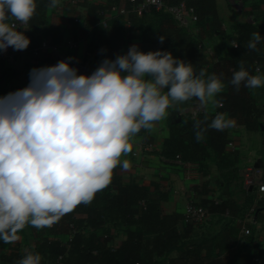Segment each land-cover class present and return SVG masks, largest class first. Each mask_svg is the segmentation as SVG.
<instances>
[{"label": "trees", "instance_id": "trees-1", "mask_svg": "<svg viewBox=\"0 0 264 264\" xmlns=\"http://www.w3.org/2000/svg\"><path fill=\"white\" fill-rule=\"evenodd\" d=\"M121 1L107 0L108 5H85L83 2L77 8L67 2L75 11L81 6L87 8L89 19L80 30L83 34L88 32L93 23L102 19L100 12L110 5L126 6L124 14H115L108 20V29L104 31L107 37L94 46L97 61L93 66L99 67L105 58L114 60L117 57L116 51L128 52L132 45H137L145 53L157 50L171 52L175 58L192 64L195 74L198 75L204 69L205 79L213 74L221 79L224 87L218 94L221 104L218 113L226 114L235 124L244 126L248 131L264 132V122L261 120L264 105L259 101L257 88L241 85L237 91L230 83L233 72L240 70L241 62L250 75L264 77V24L241 21L226 31L216 0H165L169 7L185 2L187 9L193 11L200 31L199 35L193 37L165 11H154L147 16L155 18L144 21L142 19L146 16L139 18L133 12V3ZM35 3V13L22 32L30 40L25 49L27 51L39 47L42 38L51 37L52 42L56 43L60 34L58 29L46 26V11L51 0H35ZM253 33H259L262 37V42L257 45L258 51L246 48ZM203 35L209 39H220L230 57L218 62L211 61L204 50L198 47ZM160 36L166 37L163 43L159 42ZM126 40L130 43L134 40L135 43L128 48ZM234 43L239 47H233ZM102 49L105 51L102 52ZM9 75L11 73L4 60L0 59V82ZM217 114L201 113L195 118L204 121L201 126L207 128ZM193 124L194 118L179 116L177 109H172L164 153L197 164L205 179L212 162L219 165V168L228 167L231 162L226 153L228 132L207 128L204 139L198 142ZM228 154L235 156V152ZM196 190L202 195L198 204L208 210L211 220L217 219L212 225H209L210 221L195 227L184 222V214H166L163 205L168 199L166 191L157 185L150 189L141 184L127 183L116 168L109 186L97 192L90 204H81L51 227L38 230L36 245L29 247L28 251L39 253L41 264H158L157 257L169 256L171 258L167 264H264V246L257 244L255 229L252 228L251 235L246 236L245 242L238 245V230L230 225L232 219L240 216L236 201L226 198L216 202L204 182ZM242 190L245 194L243 185ZM246 196L254 201L257 193ZM254 211L256 220L264 218V196L258 199ZM214 225H220L219 229L214 231ZM205 227L209 231H204ZM120 232L123 238L116 244ZM190 234L195 235L196 242ZM62 235L69 237L67 243L56 239V236ZM28 251L20 247L11 248L9 253L0 255L1 262L15 264Z\"/></svg>", "mask_w": 264, "mask_h": 264}, {"label": "clouds", "instance_id": "clouds-1", "mask_svg": "<svg viewBox=\"0 0 264 264\" xmlns=\"http://www.w3.org/2000/svg\"><path fill=\"white\" fill-rule=\"evenodd\" d=\"M58 2L51 0L50 7ZM35 10V0H0V51L28 48L29 38L6 20L11 16L27 24ZM261 42L253 33L246 48L258 51ZM73 59L31 69L27 87L0 97V241L5 244L17 242L27 225L51 227L77 206L90 204L109 186L114 169H130L121 157L132 152L131 139L165 119L173 102L195 97L201 106L219 104L214 98L224 87L215 74L205 79L206 70L195 74L192 64L171 52L145 53L137 45L114 60L103 59L91 75L79 74L69 63ZM230 83L237 91L241 85L258 88L264 77L250 75L241 62ZM202 123L194 114L198 142L207 128L235 126L223 113L207 128ZM18 264H41V256L28 251Z\"/></svg>", "mask_w": 264, "mask_h": 264}, {"label": "crops", "instance_id": "crops-1", "mask_svg": "<svg viewBox=\"0 0 264 264\" xmlns=\"http://www.w3.org/2000/svg\"><path fill=\"white\" fill-rule=\"evenodd\" d=\"M216 1L222 18L223 29L226 31L232 28L233 23L235 24L241 21L253 24H264V0H232L240 2L243 5L244 13L240 11L238 12V9H235V7H232L227 3L228 9L226 8V15L229 14L231 16L230 23H232V25L228 24L226 21V15L222 11V7H220V3L222 6L223 1ZM121 2H123V0ZM84 4L108 5L109 2H107V0H84ZM191 17L192 15L188 18ZM88 19L89 16L86 7L81 6L75 11L72 7L68 6L67 0H59L55 8L48 7L46 11V26L56 28L60 33L58 36L59 39L56 43L51 41L52 44H55L58 47L56 51L58 56H63L67 60L69 57H73L74 59L70 62L75 59L86 64L97 61V54L96 50H94V46L107 37V35L106 32H104L105 29L99 25V22L95 24L93 23L88 29V32L83 34L80 30L84 27ZM13 20H15V18L9 16L6 23L10 24ZM193 20L192 17L190 25L191 27L194 26V28L188 31V33L193 37H196L200 34V31L196 25V21ZM127 27H129V25H127ZM26 28L21 32L26 30ZM98 34L101 35L98 36ZM74 38L78 40L77 47L74 49L66 47L65 42ZM219 40L220 39L216 38L209 39L203 35V40L201 41L205 48L203 49L205 54L213 62H218L222 58L230 57ZM51 43L42 38L41 46L43 52L38 57H35L32 54V51H17L12 49L10 58L4 61L5 66L10 71L11 75L0 82V97L7 96L13 90L27 87L29 85V73L31 69L57 64V55L52 53V50L49 48L47 49ZM125 43H127L125 44L126 47L129 48L131 44L135 43V41L133 40L132 43H130L126 40ZM162 91L163 93L167 92L166 89H163ZM259 92L261 93L260 95H258ZM218 94H216L214 98L216 101H218ZM257 96L262 105H264V85L257 88ZM196 103H200V101L195 97L180 103L173 102V106L169 107L167 110L168 115L165 119L155 122L154 127L151 130L141 129L140 132L131 139L132 152L127 156L121 157V161L124 159L129 160L131 165L130 169L124 171L120 166L117 168L119 174L127 183L141 184L150 189L157 185L160 189L166 191L168 199L163 204L166 214L179 213L183 215L185 208L190 201L199 203L202 195L197 192L196 188L197 186L203 185V182L207 184L208 189H210L213 199L216 202H221L226 198H233L240 208V216L232 219L230 225L235 226L234 229L238 230V245H241L244 243L246 237L242 235L243 228L252 227L253 230L264 228V218L259 221L256 220V226H251L249 223H245V215L249 211L253 209L255 210L257 202L256 200L253 201L248 198L244 194L241 179L238 177L239 170L247 165H255L264 171V132L248 131L244 126L238 124H235L232 128L225 129L228 132V140H232L235 143V156L228 154L232 152L226 147L227 156L230 157L231 160L228 167L219 168V165L212 162L210 164L208 175L203 179L197 164L185 162L188 166H182L177 164L174 158L169 157L164 153V141L168 137V119L171 115L172 109H177L179 116H185L187 110ZM218 105L219 104H214L212 101H209L206 106H202L201 113L217 114L220 110ZM225 116L228 118L226 114ZM261 120L264 122V116ZM134 153L137 155H134ZM187 169H190L191 174L187 175V173L184 172ZM215 183L219 186L218 188ZM214 189L217 191V194L220 192V194H218L220 195L219 198L213 191ZM255 217L254 211V218ZM227 220L229 221V219H226V221ZM215 221H217V219L212 218L209 225L214 224ZM222 222H225V220ZM219 226L220 225H214V231L215 229H219ZM207 228L208 227H205L204 231H206ZM37 231L36 228L27 225L22 231L18 232L19 240L17 242L5 244L0 241V255L9 253V250L15 247H20L24 251H28L29 247L36 245ZM191 236L192 240H194L195 235L190 234V237ZM122 238L123 233L120 232L116 237L115 243H119ZM56 239L63 243L69 241V237L65 235L56 236ZM260 240L261 243L258 241L257 244L263 247L264 237L260 238ZM251 247H249L248 250L252 249ZM170 258L171 256L168 258L157 257L156 260L158 261V264H167L168 259Z\"/></svg>", "mask_w": 264, "mask_h": 264}, {"label": "built area", "instance_id": "built-area-1", "mask_svg": "<svg viewBox=\"0 0 264 264\" xmlns=\"http://www.w3.org/2000/svg\"><path fill=\"white\" fill-rule=\"evenodd\" d=\"M134 4L133 7V12L139 17L143 18L152 12L156 11H165L166 13L170 14L173 19L176 21L177 25L180 28H183L187 30L191 25H190V20L196 21V18L194 17L193 11L188 10L186 7V3L182 2L179 5L169 7L167 6L165 0H126ZM67 2L74 8L79 7L81 3L84 2V0H67ZM126 12V6L124 4L122 5H110L107 7L105 10L101 11L100 14L102 15V19L99 21V25L103 29L108 28V20L113 14H118L122 13L124 14ZM190 15H192L191 18ZM9 26L13 27L14 30L21 32L23 29L27 27V24L21 23L20 21H17L16 19L13 20ZM48 42L51 43L52 39L51 37L44 38ZM78 45V41H75L74 39H69L65 42V46L69 48H76ZM236 45V43H234ZM200 49H205L204 45L200 43L198 45ZM52 50V53L56 54V51L58 49L57 45L55 44H50L47 49ZM12 47H9L6 51H0V59H3L4 61L9 59L11 54H12ZM32 54L35 57H38L41 55L43 52V48L40 44L39 47L31 50ZM116 56L118 55H126L127 52L124 50H118L115 52ZM62 60H67L63 56H58L57 55V63ZM70 65L72 67H76L79 70V74H87L91 75L93 71L96 70V67H91L88 64L81 62L78 59H75L74 61L70 62ZM22 89V88H20ZM17 89V90H20ZM17 90H13L12 92H15ZM11 92V93H12ZM219 107L221 104L219 103ZM202 106L200 103H196L194 106H191L190 109L187 110L188 116L194 118L197 117L199 114H201ZM227 147L231 150V152H235V143L231 140L229 141ZM134 155H137L134 153ZM175 162L179 165H186L185 162L181 159L180 156H176L174 158ZM188 166V165H186ZM184 172L187 173V175L191 174L190 169L185 170ZM263 174L264 171L263 169L255 166V165H247L239 170V177L242 181L243 189L245 190V194L248 195L249 193L255 194L257 193L256 197V202L258 199L262 198L264 196V182H263ZM254 191V192H253ZM253 192V193H252ZM184 222L186 224H192L193 226H202L206 225L208 222L211 221V215L208 212V210L202 206H200L198 203H195L194 201H190L184 211ZM227 217V215L225 216ZM245 223H249L251 226H256L257 221L254 218V209L249 211L245 217H244ZM252 233V227H245L242 230V235L243 236H249ZM0 264H2L1 259H0ZM15 264H18L15 263Z\"/></svg>", "mask_w": 264, "mask_h": 264}, {"label": "rangeland", "instance_id": "rangeland-1", "mask_svg": "<svg viewBox=\"0 0 264 264\" xmlns=\"http://www.w3.org/2000/svg\"><path fill=\"white\" fill-rule=\"evenodd\" d=\"M221 2L223 1V5L221 6V3H220V7H222V11L225 13V15H226V13H227V11H226V8H227V3H229L232 7H235V9H238V12L240 11V12H243V5L240 3V2H235V1H232V0H220ZM225 9V10H224ZM228 9V8H227ZM232 10V9H231ZM232 11H234V10H232ZM245 12V11H244ZM243 12V13H244ZM235 13V12H234ZM240 14V13H239ZM155 18V16H146L145 18H143L142 20H147V21H149L150 19H154ZM224 19H225V17H224ZM233 19V18H232ZM226 21L228 22V24L229 25H232V23H230L231 22V16L228 14V15H226ZM234 24V23H233ZM192 28H194V26H190L186 31L188 32V31H190ZM101 34H98V36H100ZM125 44H127V43H125ZM224 48V47H223ZM89 66H93V65H95V61H93L92 63H89L88 64ZM93 67H96V66H93ZM192 106H194V105H192ZM186 115H188V112H186L185 113ZM215 185H217L216 183H215ZM219 186L217 185V188H218ZM237 189L239 190V188L237 187ZM214 192H215V194H217V191L214 189L213 190ZM218 194H220V192H218ZM217 194V195H218ZM214 195V194H213ZM216 195V196H217ZM218 198L220 197V195H218L217 196ZM234 225V224H233ZM231 227H235V226H231ZM195 231H198V230H195ZM255 232V235H256V237H257V241H259V242H261V240H260V238H262V237H264V228L262 229V228H259V230H255L254 231ZM244 242H245V240H244Z\"/></svg>", "mask_w": 264, "mask_h": 264}]
</instances>
